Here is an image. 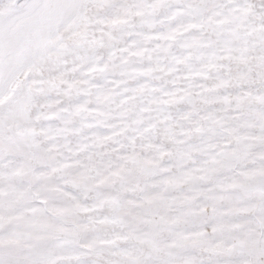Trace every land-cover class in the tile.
<instances>
[{"label":"snow or ice","instance_id":"snow-or-ice-1","mask_svg":"<svg viewBox=\"0 0 264 264\" xmlns=\"http://www.w3.org/2000/svg\"><path fill=\"white\" fill-rule=\"evenodd\" d=\"M0 264H264V0H0Z\"/></svg>","mask_w":264,"mask_h":264}]
</instances>
